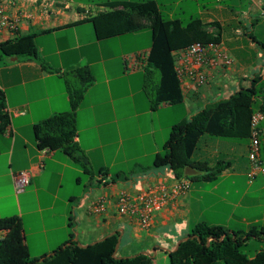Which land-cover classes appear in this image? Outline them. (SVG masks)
Returning <instances> with one entry per match:
<instances>
[{
  "label": "crops",
  "instance_id": "obj_1",
  "mask_svg": "<svg viewBox=\"0 0 264 264\" xmlns=\"http://www.w3.org/2000/svg\"><path fill=\"white\" fill-rule=\"evenodd\" d=\"M249 1V10L242 17L238 14L229 18L214 16L210 12L206 18L201 17L205 22L218 24L210 29L221 31L222 41L218 46L229 54L232 64L204 68L206 82L202 85L195 80L181 82V102L155 104L151 90L158 84L160 75L159 80L152 81L151 90H147L154 71L145 72L144 69L151 45L105 54L104 40L116 37L123 41L120 39L126 34L98 39L94 29L92 36L82 40L75 29L87 22L65 27L105 9L100 3L97 12L92 13L84 1H74L73 5L68 0H0L10 14L20 17L17 31L0 28V42L17 34H38L39 58L14 56L0 64V90L6 96L11 116V125L0 133V218L18 216L21 219L32 259H42L59 246L70 244L72 233L80 246H87L120 232L116 256L143 252L147 258L141 264H210L202 255H198L195 262L185 261L190 253L183 245L193 238L191 233L196 225L202 222L221 225L231 232L264 227V176L258 172L251 175L250 137L208 134L202 137L194 153L198 155L196 160L207 162L210 168L221 162L228 164L216 179H209L208 171L201 173V180H191L187 176L194 174L191 170H185L179 178L168 166L152 168L156 154L163 151L175 125L250 87L254 78L259 81L253 114L261 112L264 54L263 57L238 59L224 40L230 28L229 35H246L252 45L259 44L264 53V43L254 34L255 23L264 18V0ZM224 9L220 6L221 11ZM47 30L51 31L44 33ZM41 36L55 43L53 50L59 57L57 65L43 54V47L38 43ZM236 40H240L239 37ZM86 47H93L98 52L97 57L91 59L83 53ZM73 50L80 53L77 59L70 60L68 55ZM114 62L119 74L110 69ZM97 64L102 65L100 77L95 69ZM82 66L90 69L94 81L76 112L75 140L93 170L98 167V173L89 174L82 191L70 188L67 195H62L66 183L70 187L79 185L82 174H88L65 152L40 149L33 128L55 113L70 110L66 81H71L69 74H72L77 84L74 70ZM259 138L260 152L262 149L264 152V120L259 124ZM215 158L217 162L213 163ZM260 159L263 161L261 153ZM103 168L106 174L100 173ZM23 170L32 173L31 183L18 189L15 175ZM118 173L127 174L128 179L114 182L112 177ZM185 179L190 181L188 189L154 213L148 226L119 213L121 194L137 195L162 185L173 186ZM6 234L7 231H0V239Z\"/></svg>",
  "mask_w": 264,
  "mask_h": 264
},
{
  "label": "trees",
  "instance_id": "obj_2",
  "mask_svg": "<svg viewBox=\"0 0 264 264\" xmlns=\"http://www.w3.org/2000/svg\"><path fill=\"white\" fill-rule=\"evenodd\" d=\"M105 9L95 15L82 18L68 26L92 23L98 39L151 30V47L144 67L145 72L158 71L160 80L154 85L152 99L155 104L162 101L179 103L182 101L181 80L176 70L174 52L192 44H220V30L212 31L216 22H205L200 16L188 21L182 18L166 17L157 0H106L100 3ZM51 30L44 31L48 33ZM37 33L17 34L12 39L0 42V64L14 56L39 58L36 43ZM78 84L66 81L70 98V110L58 112L34 125L35 139L40 149L60 150L68 154L74 163L87 174H93L90 161L75 140L77 135L76 112L94 76L86 66L74 70ZM145 76H148L145 74ZM254 78L251 86L243 88L231 97L209 105L192 115L190 120L175 125L162 152L156 154L152 168L168 166L177 176L185 170L191 180H201V173L208 171L209 179H216L223 171V165L209 166L207 162L194 160V153L204 135L220 137H250L254 97L257 83ZM264 114V98L260 104ZM11 125L7 110L6 96L0 90V133ZM106 168L100 170L106 174ZM128 179L127 174L118 173L112 177ZM205 178V177H204ZM0 231H7L0 239V264H141L147 258L143 252L131 256L115 255L120 232L107 235L87 246H80L71 234L70 244L61 245L54 254H46L41 259H32L24 239V230L18 216L0 218ZM193 238L183 248L189 250L186 263L195 262L198 255L207 257L210 264H264V248L253 247L252 242L264 243V227L253 226L249 230L230 231L221 225L199 223L192 230ZM249 248L255 249L249 254ZM248 249V251H247Z\"/></svg>",
  "mask_w": 264,
  "mask_h": 264
},
{
  "label": "rangeland",
  "instance_id": "obj_3",
  "mask_svg": "<svg viewBox=\"0 0 264 264\" xmlns=\"http://www.w3.org/2000/svg\"><path fill=\"white\" fill-rule=\"evenodd\" d=\"M68 1L72 2L73 5H74V1L76 2L84 1L85 2L84 4L86 5V7L92 9L93 11L92 13H96L98 9L97 4L102 3L106 0H68ZM135 1H144V0H135ZM158 2L160 3L162 12L166 17H169V18L179 17V18L184 19L185 21H188L191 17L200 16V17L206 18L208 12H210L214 16L224 15L227 18L232 17L233 14H238L240 17H242L243 13L248 12L249 7H250L249 0H158ZM220 6H223L225 9L221 11ZM75 30L79 32L80 38L82 40H86L88 39V37H90V34L92 36L93 31H94V26L93 24L88 23V24L76 27ZM230 31H231L230 28H228L224 35L225 44L228 48L232 50V53L238 59L241 57H252V58L253 57H263L264 53L259 44L255 43L254 45H252L251 39L247 37L246 35H243V36L229 35L228 33H230ZM254 34L256 38L258 39V41H262L264 43V18L263 17L255 23ZM237 37H239L240 40H236ZM43 38H46V37L41 36L38 38L39 45L43 47V54L47 55V57L54 64L57 65L59 61V57L54 53V50H53L55 43L51 40L43 39ZM122 38L123 39H120V40H123V41H119V39H117L116 37L113 39L111 38V39L104 40L102 44L105 49L104 50L105 54H118L121 51V49L124 51H133V50H137L140 48L150 46L151 45V30L149 28L144 29V30H141L140 32L123 35ZM39 40H42L43 42ZM61 43H64V42H61ZM82 52L86 53L91 59H93L94 57L96 58L98 55V52L93 47H86L82 50ZM79 53H80L79 50H73L68 55V57L70 60L73 58L77 59ZM6 62H8V60ZM101 67H102L101 64H97L95 68L98 77H100ZM110 69L114 73H117V74L120 73V71L118 70V66H116V62H114V65L110 66ZM69 80L75 83V77L72 76V74H69ZM157 80H159V72L155 70L152 75L151 81L150 83H148L146 89L151 90V87L153 85L152 81L155 82ZM257 100L260 101L261 98L258 97ZM200 147L203 148V145L201 144ZM261 147H262V144H261ZM260 153L263 159L262 163L264 164L263 149ZM197 158H198V155H195L193 157L194 160H196ZM216 162H217V159L215 158L213 163H216ZM251 163H252V160H251ZM252 170H253V163L250 168V171ZM93 171L95 174H97L98 167H95ZM258 174H261V173H258ZM82 178L83 180L79 185L73 184L70 187V185L66 183L65 187L61 191V194L67 195L70 188L74 190L75 192L82 191L83 188L87 185L89 174L88 175L82 174ZM70 207H71V204H70ZM58 209L61 210V206H58ZM64 210L65 208H63V211ZM261 245L264 248V243H258L255 241L252 242L253 247H261ZM36 249H40V248H36ZM249 249H250L249 254H251L252 251H254L255 249H260V248H249Z\"/></svg>",
  "mask_w": 264,
  "mask_h": 264
},
{
  "label": "built area",
  "instance_id": "obj_4",
  "mask_svg": "<svg viewBox=\"0 0 264 264\" xmlns=\"http://www.w3.org/2000/svg\"><path fill=\"white\" fill-rule=\"evenodd\" d=\"M12 3V2H11ZM20 17L8 12L7 6L0 2V28L17 31ZM232 64V58L222 51L218 44L203 45L200 43L177 52L175 54L176 70L181 82L195 80L199 85L206 82V67H226ZM264 120V114L257 112L251 118V150L250 158L253 163L251 175L256 172L264 176V164L260 159L259 124ZM32 173L23 170L15 175L18 189H23L31 183ZM100 181L104 182L103 178ZM190 181L180 180L173 186L162 185L160 188H151L137 195L121 194L118 199V210L122 215L136 218L142 225L151 223L154 213L160 211L168 202L176 199L188 189Z\"/></svg>",
  "mask_w": 264,
  "mask_h": 264
},
{
  "label": "water",
  "instance_id": "obj_5",
  "mask_svg": "<svg viewBox=\"0 0 264 264\" xmlns=\"http://www.w3.org/2000/svg\"><path fill=\"white\" fill-rule=\"evenodd\" d=\"M15 58H17V56H15ZM105 238V237H104ZM104 238H102V239H104ZM101 239V240H102ZM119 241H120V238H119ZM119 241H118V243H117V246H116V250H115V254H116V251H117V249H118V246H119ZM67 245H65L64 247H66ZM51 254H54V252H52ZM51 254H49V255H51ZM44 258H42L41 260H43Z\"/></svg>",
  "mask_w": 264,
  "mask_h": 264
}]
</instances>
